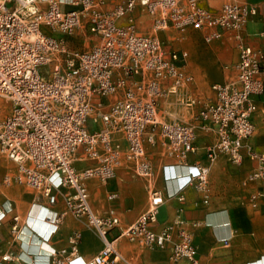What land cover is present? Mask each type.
<instances>
[{
  "label": "built area",
  "instance_id": "obj_1",
  "mask_svg": "<svg viewBox=\"0 0 264 264\" xmlns=\"http://www.w3.org/2000/svg\"><path fill=\"white\" fill-rule=\"evenodd\" d=\"M70 3L74 7L65 10L61 0H0V151L16 164L5 182L26 184L51 203L57 200L55 191H63L67 209L77 217H86L104 240L92 261L132 264L116 249L115 239L108 237L120 227L119 218L114 211L97 215L87 186L94 176L103 181L114 177L125 158L147 178L149 204L117 236L126 235L151 249L169 247L174 263L188 259L200 264L194 233L181 220L165 224L159 231L153 229L164 196L153 185L154 171L145 145L161 139L167 155L176 159L171 165L194 167L196 170L187 171L177 192L192 185L205 202L210 167L186 162L188 155L197 151L198 128L216 135L206 150L210 163L223 154L241 164L246 154L257 159L248 179H264V151L256 152L249 143L256 129L255 96L264 91L259 77L264 52L247 44L243 35L258 7L226 2L214 10L202 0ZM137 7L152 16L156 33L138 30L133 17ZM170 27L180 32V38L189 28L202 30L206 42L228 33L239 49L233 78L212 85L213 99L179 95L187 106H197L189 121H164L158 113L162 97L179 93L193 80L184 68L188 52L168 49L157 34ZM80 28L99 39L89 49L69 43ZM111 95L116 97L110 99ZM120 136L126 141L125 149ZM78 160L93 164L78 169L74 164ZM117 196L111 192L109 198ZM80 238L81 234L74 232L69 238L71 251H51L48 261L70 264Z\"/></svg>",
  "mask_w": 264,
  "mask_h": 264
},
{
  "label": "crops",
  "instance_id": "obj_2",
  "mask_svg": "<svg viewBox=\"0 0 264 264\" xmlns=\"http://www.w3.org/2000/svg\"><path fill=\"white\" fill-rule=\"evenodd\" d=\"M70 1H63L62 8H73ZM226 2L257 5L258 13L249 19L243 35L247 44L264 52V0H202L204 6L214 10ZM143 12L146 11L137 7L133 13L139 31L141 21L138 16ZM191 29L180 38L191 40L178 50L188 52L184 68L193 80L179 93H168L160 99L158 113L164 121L177 120L174 113L178 105L187 109L191 120L197 106H187L179 95L213 99L215 91L212 85L227 82L235 74L233 65L239 59V49L230 35L226 33L221 39L206 43L202 30L191 32ZM69 43L79 48L70 38ZM259 77L264 82V60ZM104 101L107 103L109 99ZM255 101L257 107L253 121L256 129L249 143L261 153L264 151V91L255 96ZM164 104L168 105L167 119L161 115ZM120 139L125 149L126 141L121 136ZM215 140V133L198 128L197 151L189 154L186 160L188 164L209 165L207 202L192 185L177 192L186 180L187 171L195 170L194 167L171 165L176 159L167 155L161 139L153 144L146 143V153L154 171L153 185L164 196L153 229L159 231L165 224L181 220L183 226L194 233L200 264H264V179H248L257 159L245 154L241 164H236L222 154L210 163L206 150ZM161 146L165 151L163 154L159 153ZM8 159L0 156V214H3L0 218V264H55L52 259L42 262L43 255H47L45 251L50 248L51 251L66 249L70 252L69 238L74 232H79L81 238L77 256L71 264H92L91 260L104 247L98 230L86 217H77L69 212L63 191H55L57 200L51 203L26 184L6 183L5 176L16 169ZM125 160L116 168L115 176L102 184L95 180L87 181L93 211L99 216H107L114 211L119 218L120 227L110 231L108 237L115 239L116 249L132 264H193L188 259L172 262L169 247L151 249L132 242L126 235L117 236L120 229L134 223L149 204L147 178L139 175ZM74 164L81 169L93 162L78 160ZM111 192L118 196L110 199ZM15 216H18L17 221Z\"/></svg>",
  "mask_w": 264,
  "mask_h": 264
},
{
  "label": "rangeland",
  "instance_id": "obj_3",
  "mask_svg": "<svg viewBox=\"0 0 264 264\" xmlns=\"http://www.w3.org/2000/svg\"><path fill=\"white\" fill-rule=\"evenodd\" d=\"M138 17H139V19L141 21V23H140V32L141 33H144V34H154V33H156V32H154V30L152 28V17H151L150 14H148L146 12H143ZM190 31L192 32V31H197V30L196 29H191ZM157 34L164 40V44L166 45V47L168 49H174V48L180 49V48H183L191 40V38L188 39V40H181L180 39V32L177 31L176 29L172 28V27L167 28V29L162 30V31H159V32H157ZM70 39H72L73 43H75L80 49H89V48H91L93 46V44L96 41L99 40L96 35H93L92 33H90L86 28L78 29L76 31V33L73 35V37H70ZM206 43H210V42H206ZM40 70L44 71V66L41 67ZM115 97H116V95H111L112 99H114ZM178 106L176 108L177 109L176 113H174L177 116L176 117L177 121L183 122V121L190 120V114H189V112H187V109L183 105H178ZM167 107H168V105L164 104L163 109H162V113H161L163 119L169 118L168 115H167ZM148 151H149V148H148ZM164 152H165L164 148H162V146H161L159 148V153L163 154ZM0 156L5 158V159H8L6 157V155L2 151H0ZM9 161H10L12 166L16 167V164L13 161H11V160H9ZM126 162H128V161H126ZM90 180H95L98 184H102L104 182L98 176H94V177L90 178L89 181ZM75 256H77V255L76 254L72 255L70 257V259L74 258ZM66 264H69V262H66Z\"/></svg>",
  "mask_w": 264,
  "mask_h": 264
},
{
  "label": "bare ground",
  "instance_id": "obj_4",
  "mask_svg": "<svg viewBox=\"0 0 264 264\" xmlns=\"http://www.w3.org/2000/svg\"><path fill=\"white\" fill-rule=\"evenodd\" d=\"M61 1H67V0H61ZM195 170H196V169H195ZM55 228H56V227H55ZM55 228L53 229V231L55 230ZM53 231H52V232H53ZM52 232H51V233H52ZM37 241L39 242V240H37ZM38 244H39V243H38ZM45 252H46L47 255H43V256H44V257H43L44 260H43L42 262H48V260H49V256H48V254H49V252H51V249L48 248ZM75 257H76V256H75ZM72 260H73V258H72ZM72 260H71V261H72ZM91 263H92V264H95L93 261H91ZM70 264H71V262H70Z\"/></svg>",
  "mask_w": 264,
  "mask_h": 264
}]
</instances>
